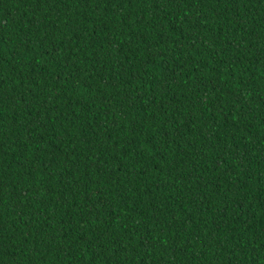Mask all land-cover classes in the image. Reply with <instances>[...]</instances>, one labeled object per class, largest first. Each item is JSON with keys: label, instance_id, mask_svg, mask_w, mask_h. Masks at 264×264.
<instances>
[{"label": "trees", "instance_id": "1", "mask_svg": "<svg viewBox=\"0 0 264 264\" xmlns=\"http://www.w3.org/2000/svg\"><path fill=\"white\" fill-rule=\"evenodd\" d=\"M0 264H264V0H0Z\"/></svg>", "mask_w": 264, "mask_h": 264}]
</instances>
